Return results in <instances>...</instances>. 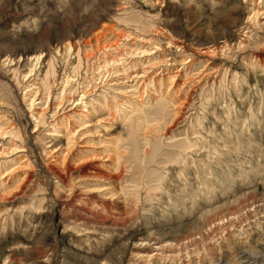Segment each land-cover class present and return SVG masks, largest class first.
<instances>
[{
    "label": "rangeland",
    "instance_id": "374dc122",
    "mask_svg": "<svg viewBox=\"0 0 264 264\" xmlns=\"http://www.w3.org/2000/svg\"><path fill=\"white\" fill-rule=\"evenodd\" d=\"M41 48L97 86L46 91V54L14 87ZM0 85V264L264 251V0H0Z\"/></svg>",
    "mask_w": 264,
    "mask_h": 264
},
{
    "label": "bare ground",
    "instance_id": "6f19581e",
    "mask_svg": "<svg viewBox=\"0 0 264 264\" xmlns=\"http://www.w3.org/2000/svg\"><path fill=\"white\" fill-rule=\"evenodd\" d=\"M257 12L258 11H255V13H254V15H253V17L255 16V15H257ZM66 39V38H65ZM75 39V38H74ZM49 40V39H48ZM47 41V40H46ZM61 41V40H60ZM53 42H54V40H53ZM62 42V41H61ZM224 42H225V40H224ZM239 44H240V42H239ZM60 45H63V46H61V48L60 47H58L57 48V50H56V52H60L61 53V51L62 50H64L65 52H67L68 51V53H69V55H67V56H70L72 53H70V50L73 48V50H74V47L71 45V43L69 42V41H66L65 42V45L64 44H60ZM226 46V45H225ZM37 48H39V47H37ZM55 48V47H54ZM39 50V49H38ZM48 52L47 53H45L46 51H44L42 48H41V50L39 51V52H37L36 50L33 52V54L31 55V56H28V54H27V57H26V59H25V56L26 55H24V57L22 56V55H19V57H18V59L16 58V57H14V58H12V55H11V58H8L9 59V62H12V64L13 65H15V67H13L12 69H11V71H12V73H13V77H14V80H15V84H14V87L15 86H17V84H18V80H17V76H19V75H21V72H20V59H22L23 60V62H26V63H29V61H31L30 63H31V66H30V68H29V70L23 75L24 77H26V76H28L29 74L30 75H32L31 73L32 72H36V71H38V69H37V66H38V64L40 63V61H42V59L44 58V59H46V54L47 55H49V57L46 59V61H45V65H46V69H44V71H43V75H42V77H41V82L43 83L42 85H44L45 87H44V89L46 90V91H48V84H47V81L50 79V77H53V78H55V73H56V66H55V60H54V56H53V54H52V52H50L51 50H47ZM64 51H62V54L60 55V56H62V58L61 59H63L64 58V56L66 55L65 53H64ZM147 51H149L148 49H146V50H142V51H140L139 52V54L141 53V54H143V53H147ZM148 54V53H147ZM76 57H77V63L76 64H72L73 66H70V67H67V68H65V70L64 71H62V73H60V74H57V75H59L58 77L56 76V79H57V81H56V79H55V85H60V87H61V85H62V83L64 84L63 85V89H62V91L59 93V99H63L64 97V95L62 94V93H64V92H67V90H70V88L71 87H75L72 91H70V93L72 94V96L74 95V96H76V98H74V100H73V102L71 103V105L74 103V101H76L77 100V98H78V96L79 95H83V96H81L78 100L79 101H82L83 100V98L85 97V95L87 94V92H86V90H88L90 87H93V86H97V85H95V81H94V79L92 80V78H89V79H86L85 80V78H84V81H85V83H84V81L83 82H81L80 83V81H79V79H78V77L77 78H75L74 77V74H72L73 72L75 73L80 67H81V56H80V49H78L77 50V53H76ZM106 60V59H105ZM119 59H116L115 61H118ZM17 61V62H16ZM32 61L34 62L33 64H32ZM107 61V60H106ZM114 61V62H115ZM108 62V61H107ZM26 63H25V65H26ZM67 63H70L69 62V60L67 61ZM105 64H107V63H103V66H106ZM101 65V64H100ZM102 67V65L101 66H99V68H101ZM101 72L102 71H100L99 73H97V74H101ZM29 75V76H30ZM96 76V75H95ZM94 76V78H95V80H96V77ZM83 79V78H82ZM81 80V79H80ZM78 81V82H77ZM93 81H94V83H93ZM98 81V80H97ZM74 82V83H73ZM80 84H82L81 85V90H80V88L78 89V86L80 85ZM0 87H1V85H0ZM26 97V103L29 105V107H30V109H32L33 107H34V104L36 103V100H37V98H36V96H37V92H35V91H32V89H30V88H28V89H26V91H25V93L23 94V98H25ZM32 96V97H31ZM70 101H71V99H69ZM77 100V101H78ZM76 101V102H77ZM82 104H85V106L84 107H87V106H89L86 102H81ZM70 109H72V108H70ZM69 109V110H70ZM55 114V113H54ZM31 115L33 116V113H31ZM43 114L41 115H39L38 116V118H34V120H37V119H39L38 120V122H37V124L36 125H38V124H46V121L45 120H43ZM70 117H71V115H70ZM83 117H85V116H83ZM144 123V121H140V125L141 124H143ZM55 125V124H54ZM45 126V125H44ZM56 126V125H55ZM135 127H138V125H135ZM16 129H15V131H14V133H16L17 135H18V137H21V134L19 133V131H18V128L17 127H15ZM264 241V240H263ZM263 241L261 242V244H263ZM254 252V251H253ZM252 251H251V253H253ZM260 252V253H259ZM260 254H262V255H260ZM248 255H249V253H248ZM245 258L247 259L246 261L247 262H249L250 260H252L253 259V261H251L249 264H256L255 262H257V261H259V259H261L260 261H261V264H264V251H262V253H261V251H259V250H255V252H254V255H249V256H245ZM258 259V260H257ZM215 264H222V261L221 260H218V262L217 263H215Z\"/></svg>",
    "mask_w": 264,
    "mask_h": 264
}]
</instances>
